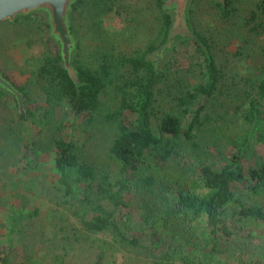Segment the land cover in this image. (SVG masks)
I'll return each instance as SVG.
<instances>
[{"label":"rangeland","instance_id":"rangeland-1","mask_svg":"<svg viewBox=\"0 0 264 264\" xmlns=\"http://www.w3.org/2000/svg\"><path fill=\"white\" fill-rule=\"evenodd\" d=\"M263 1L232 0V7L226 12L222 11L219 0H176L173 6L167 2L164 11L172 25L165 43L160 31L161 10L156 0H116L118 13H110L102 20L103 30L114 45V55L142 53L159 45L148 55L163 66L165 73L156 98V122L162 113L178 111L177 98L182 93L203 83L202 61L193 42L195 33L209 44L221 77L210 97L201 98L190 107V111L200 105L203 107L202 125L196 132L194 145L179 141L180 147L170 162L172 167L178 169L186 162L196 168L198 162H204L217 170L240 144L243 132L248 129L243 117L264 67L261 27L264 15L259 9ZM74 29L73 60L76 58L91 69L97 68L100 61L96 51L104 52V37L101 43L95 40L80 20L74 23ZM169 35L171 40L167 42ZM55 53L58 54V47L50 38L44 15L32 14L28 20L0 23V72L23 94L26 112L35 116L34 121H22L15 99L0 90V252L7 237L6 214L9 207L14 206L34 210L36 216L27 220L16 235L13 264L264 261V223L255 219H229L230 237L219 233L216 237L210 236L202 220L197 223L196 231L187 229L180 236L161 228V240H154L140 214L144 201L156 205L154 198L159 192L156 190V195L146 197L135 188L136 181L146 175L144 168L136 173L132 189L124 196L127 208L121 210L115 220L119 233L113 228L103 232L84 230L76 217L78 207L66 202L63 187L57 181L53 147L56 135L35 123L49 109L45 94L47 80L38 73L40 62ZM119 101L118 92L107 88L101 95L102 112L116 110ZM259 108L264 113V99ZM55 110L53 122L63 125V138H74L82 159L116 179L118 166L108 156L113 127L97 113L93 120L85 115L76 116L66 101ZM189 118L186 116L184 124ZM259 123L261 130L253 131L245 146V169L264 164L262 117ZM152 129L157 132L155 121H152ZM31 142L33 149L28 152L25 146ZM179 193L180 189L175 187L166 195L173 200ZM235 194L242 195V191L237 190ZM249 202L264 210V193Z\"/></svg>","mask_w":264,"mask_h":264},{"label":"trees","instance_id":"trees-1","mask_svg":"<svg viewBox=\"0 0 264 264\" xmlns=\"http://www.w3.org/2000/svg\"><path fill=\"white\" fill-rule=\"evenodd\" d=\"M115 1L76 0L71 7V33L76 34L74 23L80 20L95 40L101 43L104 37V52L96 51L100 61L97 68L91 69L75 58L73 75L64 70L59 54L55 53L43 57L38 70L39 75L47 80L45 94L49 109L35 123L51 129L56 135L53 147L57 181L63 187L66 202L78 207L76 217L84 230L103 232L113 228L119 233L115 220L121 210L127 208L124 196L132 189L135 175L141 168L146 170V175L136 181L135 188L146 197L156 195V190L159 192L154 198L156 205L144 201L140 214L154 240H161V228L180 236L187 229L196 231L197 223L202 220L213 237L218 233L224 237L231 236L227 224L229 219H255L264 223V210L249 202L251 198L264 193V164L249 169L243 165L248 137L253 131L261 130L259 120L261 117L264 120V113L259 108L264 99V67L243 117L248 129L243 132L240 144L230 158L217 170L204 162H198L196 168L186 162L178 169L174 168L170 162L180 147L179 141L193 143L202 125L203 107L200 105L192 111L190 107L214 93L221 77L220 71L210 53L208 42L195 33L193 42L202 61L203 83L182 93L177 98L178 111L164 112L156 122V98L165 73L163 66L157 65L148 55L154 53L159 45L142 53L118 52L114 55V45L103 30L102 20L110 13H118L119 7L115 6ZM164 3L165 0H156V6L161 10L163 42L171 30V19L164 11ZM231 7L232 0H223L221 3L223 12ZM259 9L264 15V1ZM29 17L19 20H28ZM263 23L261 27L264 31ZM109 87L118 92L119 106L114 111L102 112L101 95ZM64 101L76 116L85 115L93 120L97 113L113 127L108 156L118 166L119 175L116 179H112L107 171H99L82 159L79 144L74 138H63V125L53 122V119L56 107ZM188 115L189 121L184 124ZM19 117L22 121L35 119L31 112L22 113ZM152 121L157 125V132L152 129ZM32 145L33 142L27 143L25 150L31 152ZM175 187L180 189V193L171 200L166 192ZM237 190H241L242 195L236 196ZM35 216L34 210L9 207L4 222L7 237L0 252V264H13L16 235L23 224ZM243 264H264V261Z\"/></svg>","mask_w":264,"mask_h":264},{"label":"water","instance_id":"water-1","mask_svg":"<svg viewBox=\"0 0 264 264\" xmlns=\"http://www.w3.org/2000/svg\"><path fill=\"white\" fill-rule=\"evenodd\" d=\"M76 0H0V23H13L21 17L32 14H42L48 26L50 38L58 47V54L64 70L75 74L73 55L76 50V40L70 31V12ZM172 25V24H171ZM0 90L11 95L19 108L23 107V94L0 72ZM22 110V111H21Z\"/></svg>","mask_w":264,"mask_h":264},{"label":"flooded vegetation","instance_id":"flooded-vegetation-1","mask_svg":"<svg viewBox=\"0 0 264 264\" xmlns=\"http://www.w3.org/2000/svg\"><path fill=\"white\" fill-rule=\"evenodd\" d=\"M167 2H170L171 4H172V6L174 5V4H176V0H165V3H164V6H166V4H167ZM219 3L221 4V3H223V0H219ZM183 20H185V19H183ZM184 24H186V22H184ZM169 34V33H168ZM169 40H171V36L169 35L168 37H167V42L169 41ZM165 43V42H164ZM164 45V44H163Z\"/></svg>","mask_w":264,"mask_h":264}]
</instances>
